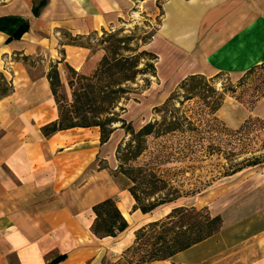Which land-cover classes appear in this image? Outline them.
Segmentation results:
<instances>
[{"label":"crops","instance_id":"1","mask_svg":"<svg viewBox=\"0 0 264 264\" xmlns=\"http://www.w3.org/2000/svg\"><path fill=\"white\" fill-rule=\"evenodd\" d=\"M127 1L0 0V80L10 87L0 96V264H129L136 232L159 220L164 206L143 214L116 174L122 129L104 145L96 127L42 133L59 120L51 68L71 103L69 69L91 76L103 57L71 39L117 28ZM148 51L158 58L149 90L165 95L190 76L246 74L264 65V0H166ZM254 116L264 118V102L255 111L226 102L217 113L232 130ZM226 180L208 195L219 233L154 264H264V166ZM108 199L129 227L98 239L93 209Z\"/></svg>","mask_w":264,"mask_h":264},{"label":"trees","instance_id":"2","mask_svg":"<svg viewBox=\"0 0 264 264\" xmlns=\"http://www.w3.org/2000/svg\"><path fill=\"white\" fill-rule=\"evenodd\" d=\"M26 30V26L20 27L13 37L20 38ZM80 39L71 41L74 45H81L77 43ZM125 41L115 40V45L124 44ZM141 56L149 57L151 62L145 65L146 69L139 70ZM157 60V56L148 51L128 58H117L116 55L112 59L104 57L90 77L79 75L70 68L71 103L62 93L58 67L53 66L48 78L58 106L59 120L42 128L44 136L51 137L74 128L96 127L100 129L103 145L109 142L117 129L125 130L128 140L121 142L116 150L119 163L116 174L130 181L128 190L136 201V209L145 215L165 205L194 197L221 177H232L245 169L264 165L261 157H252L229 166L223 174L217 172L208 182H199L201 186L191 183V179H184L188 173L193 176L203 169L204 162L218 151H223L214 142L216 130L222 125L217 113L223 101L214 98L212 90L203 85L201 75L190 76L176 87L163 105L154 109L156 117L136 130L116 110L127 94L124 85L135 82L139 75L151 74L156 77ZM0 91L1 96L7 95L9 85L1 81ZM190 102H195L196 108H186ZM250 122L248 120L237 131L225 130L238 135ZM229 155L231 158L237 156L234 150ZM173 163L180 167L172 174V169L166 166ZM93 211L96 218L91 232L98 239L115 238L129 227L116 199L96 205ZM222 226V217L213 216L208 208L177 206L165 218L149 223L136 232L135 245L127 252L141 256L139 260L129 258L128 263L154 264L169 260L212 238ZM63 259L60 257L51 264Z\"/></svg>","mask_w":264,"mask_h":264},{"label":"rangeland","instance_id":"3","mask_svg":"<svg viewBox=\"0 0 264 264\" xmlns=\"http://www.w3.org/2000/svg\"><path fill=\"white\" fill-rule=\"evenodd\" d=\"M165 1L128 0L125 6V16L117 28L92 34L85 39H80L77 43L88 47L95 54L103 55L102 60L104 57L112 59L114 55L117 58L141 55L143 52L148 51V45L161 25L163 4ZM119 39H125L126 41L124 44H117L116 46L115 40ZM148 62H151L149 57L141 56L138 69H146L145 65ZM147 71L150 72L151 70L147 69ZM202 77L203 85L206 84L212 90L214 98L222 99L223 106L226 102H229L242 108L244 107L247 110L255 111L264 102V65L250 73L239 76L218 74L211 78L206 76ZM153 78L151 74L139 75L135 82L124 85L127 89V94L120 100L116 111L120 115H123V118L127 122L132 123L136 130H139L156 117L154 109L163 105L176 89L166 94L167 99L164 101L166 95L163 91L161 92L159 90L160 92H155L149 90L152 82H154ZM62 93L64 94L63 89ZM1 95L2 91H0ZM143 106H146L147 111L144 115H140ZM186 108H196L195 102L187 103ZM124 109L125 112L123 113ZM248 120H251V122L238 135L229 134L225 130L227 128L231 131H237ZM248 120L239 129L232 130L219 119L222 125L216 130L214 142L217 148H221L223 151H218L213 157L204 162L202 164L203 169L196 171L193 176L188 173L184 179H191V183L201 186L199 182H208L211 176L218 174L217 172L223 174L228 170L229 166L236 165L247 158L261 157L264 160V118L254 116ZM123 133H125V130H123ZM127 140L128 137L125 133V137L121 139L120 143ZM233 150L237 156L231 158L229 153ZM179 167L180 165L175 163L166 166V168L172 169V174ZM118 176L121 178V184L129 188L131 185L130 181L123 175ZM226 179L219 178L210 188L194 197L182 199L176 205L196 207L197 209L208 208L212 214L210 209L211 202L208 201V195L214 194L216 190H219V188L225 185L228 182ZM188 188L189 186L186 187V189ZM168 208L164 206L159 209L156 212V218L159 220L165 218L171 212H169ZM128 256L129 258L133 257L135 260H139L141 255L131 253Z\"/></svg>","mask_w":264,"mask_h":264}]
</instances>
